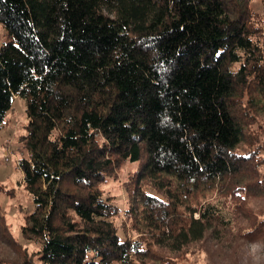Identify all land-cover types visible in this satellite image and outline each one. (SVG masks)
Masks as SVG:
<instances>
[{
  "label": "trees",
  "instance_id": "obj_1",
  "mask_svg": "<svg viewBox=\"0 0 264 264\" xmlns=\"http://www.w3.org/2000/svg\"><path fill=\"white\" fill-rule=\"evenodd\" d=\"M252 1L0 0V128L20 98V234L37 245L0 215L14 264H196L209 241L264 240ZM126 162L121 207L102 186Z\"/></svg>",
  "mask_w": 264,
  "mask_h": 264
},
{
  "label": "rangeland",
  "instance_id": "obj_2",
  "mask_svg": "<svg viewBox=\"0 0 264 264\" xmlns=\"http://www.w3.org/2000/svg\"><path fill=\"white\" fill-rule=\"evenodd\" d=\"M252 8L263 15L264 0H253ZM5 40L4 29L0 26V44ZM26 116L24 103L15 97L11 109L5 114L0 128V184L6 191H0V215L3 216L7 232L29 251H36L37 245L27 242L20 234V225L24 215L33 209V203L22 186V173L17 161L27 155L18 137L24 133ZM136 167V162H126L117 173V179H109L102 187L105 194L121 207L126 203V192L123 188L128 171ZM153 192V191H152ZM151 194V193H150ZM260 202V200L256 201ZM3 221L0 219V222ZM120 235H122L120 233ZM209 253L198 250L195 254H188L187 258L196 264L210 260L215 264H264V240L238 241L232 244L220 245L209 241ZM198 248L203 249V245ZM21 261L14 243L4 233L0 223V264H14Z\"/></svg>",
  "mask_w": 264,
  "mask_h": 264
}]
</instances>
